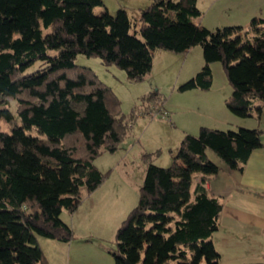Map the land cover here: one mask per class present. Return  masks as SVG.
<instances>
[{
  "label": "trees",
  "instance_id": "obj_1",
  "mask_svg": "<svg viewBox=\"0 0 264 264\" xmlns=\"http://www.w3.org/2000/svg\"><path fill=\"white\" fill-rule=\"evenodd\" d=\"M151 1L139 24L122 9L96 14L104 0H0V264H50L37 236L74 238L63 210L76 211L82 188L91 193L103 182L92 160L102 147L116 150L129 130L111 89L76 65L78 54L98 56L139 81L152 70L156 48L201 45L205 65L180 91L209 89L211 63L220 61L233 88L226 100L232 113L250 117L252 100L264 102V18L254 17L247 31L211 30L192 21L201 14L197 0ZM39 59L45 66L28 73ZM262 134L201 127L197 136L185 135L171 166L149 163L138 204L117 232L116 264H220L212 235L223 204L204 186L220 167L208 149L243 171L263 146Z\"/></svg>",
  "mask_w": 264,
  "mask_h": 264
},
{
  "label": "rangeland",
  "instance_id": "obj_2",
  "mask_svg": "<svg viewBox=\"0 0 264 264\" xmlns=\"http://www.w3.org/2000/svg\"><path fill=\"white\" fill-rule=\"evenodd\" d=\"M151 2L104 0V5L95 7L94 12L101 14L108 10L116 16L122 9L132 22L140 24L141 11ZM197 6L201 14L193 17L192 21L211 30L238 26L247 31L254 17L264 18V0H197ZM138 36L141 37L140 34ZM47 53L54 57L58 51L49 49ZM75 63L80 68L91 69L111 89L119 102L117 118H123L130 127L116 150L109 151L102 147L92 160L105 175L103 182L91 193L82 188V202L73 214L63 210L61 218L73 229L74 238L70 242H62L38 235V243L50 264H116L117 232L138 204L148 164L171 166L186 135L184 130L192 131L188 134L194 136L199 134V129L194 127L199 112L194 107L226 97L228 99L233 88L223 64L215 61L211 63L213 80L209 89L179 90L205 65L201 45L193 46L186 52L156 48L152 70L139 81L130 80L125 70L116 64L105 63L98 56L78 54ZM44 66L40 59L36 60L27 72L38 71ZM154 93L156 101L149 102L148 98ZM156 102L163 105L166 115L164 109L156 113ZM255 105H252V112H257ZM11 107L15 110L17 102H12ZM223 108L230 117V124L214 126L216 128L213 129L264 127V121L260 122L254 116L240 117L232 113L227 105H223ZM200 114H207L205 108ZM2 128L10 129V126L2 123ZM208 154L220 170L229 168L215 151L208 149ZM194 187L191 189L192 195Z\"/></svg>",
  "mask_w": 264,
  "mask_h": 264
},
{
  "label": "crops",
  "instance_id": "obj_3",
  "mask_svg": "<svg viewBox=\"0 0 264 264\" xmlns=\"http://www.w3.org/2000/svg\"><path fill=\"white\" fill-rule=\"evenodd\" d=\"M197 97L201 99L199 94ZM226 100L227 97L204 106L196 105L194 110H198L199 115L195 119V129L230 124V117L223 108ZM252 105H255L256 110L257 107L262 109L260 113L252 112L251 116L263 122L264 102L256 98L252 100ZM203 107L207 113L205 115L200 114ZM161 109L166 115L165 108ZM259 127L264 132V127ZM188 132L192 131L184 130L186 135ZM262 138L263 146L253 151L243 171L231 168L219 170L204 182L209 193L223 204L219 228L212 235L221 255L220 264H264V135ZM201 176L199 174L193 181L192 188L201 183Z\"/></svg>",
  "mask_w": 264,
  "mask_h": 264
},
{
  "label": "built area",
  "instance_id": "obj_4",
  "mask_svg": "<svg viewBox=\"0 0 264 264\" xmlns=\"http://www.w3.org/2000/svg\"><path fill=\"white\" fill-rule=\"evenodd\" d=\"M159 112H163V110H156V113L159 114ZM164 113V112H163Z\"/></svg>",
  "mask_w": 264,
  "mask_h": 264
},
{
  "label": "water",
  "instance_id": "obj_5",
  "mask_svg": "<svg viewBox=\"0 0 264 264\" xmlns=\"http://www.w3.org/2000/svg\"><path fill=\"white\" fill-rule=\"evenodd\" d=\"M126 264H131L129 261H126Z\"/></svg>",
  "mask_w": 264,
  "mask_h": 264
}]
</instances>
